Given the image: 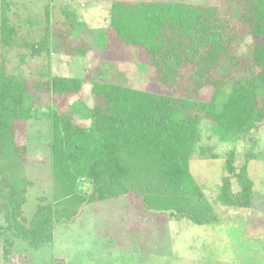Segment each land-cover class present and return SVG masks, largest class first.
Wrapping results in <instances>:
<instances>
[{
	"label": "trees",
	"instance_id": "trees-1",
	"mask_svg": "<svg viewBox=\"0 0 264 264\" xmlns=\"http://www.w3.org/2000/svg\"><path fill=\"white\" fill-rule=\"evenodd\" d=\"M0 1V260L3 253L8 262L16 241L39 249L53 241L56 225L74 222L84 206L124 195L173 220L218 224L220 218L190 172V161L217 156L206 145L198 147L204 118L222 141L245 138L264 122V0H221L224 8L113 1L109 29L114 38L140 52L154 68V80L169 93L54 75L51 49L83 54V43L71 39L76 16L63 12L69 32L53 45L47 8L45 32L32 41L23 38L21 26L11 18L14 1ZM247 36L251 43L241 55ZM22 47L29 54L20 55L21 64L28 55L49 59L38 75L8 70L10 51ZM88 82L94 103L81 104L79 113L87 124L67 108ZM208 88L214 90L211 100L203 96ZM31 120L50 123L53 199L39 197L28 218L23 206L34 183L17 122ZM253 156L247 152L237 166L235 149L228 154L218 202L253 205L254 182L248 175ZM83 179L90 182L89 193L81 190Z\"/></svg>",
	"mask_w": 264,
	"mask_h": 264
},
{
	"label": "rangeland",
	"instance_id": "rangeland-1",
	"mask_svg": "<svg viewBox=\"0 0 264 264\" xmlns=\"http://www.w3.org/2000/svg\"><path fill=\"white\" fill-rule=\"evenodd\" d=\"M12 1L15 13H11V18L21 26L23 38L32 41H38L45 32L47 8L53 45L62 42L63 34L69 32L65 28L63 11L77 15V21H74L77 30L71 32L75 34L71 39L83 43V54L74 56L51 49L50 67L54 75L88 76L90 81L105 80L136 89L169 93L154 80V68L146 63L143 55L124 48L114 38L108 28V6L113 0ZM121 1H182L224 8L221 0ZM80 21L84 25L81 29ZM79 31L80 35L77 34ZM249 43L251 39L247 36L239 50L241 55L247 54ZM26 53L29 54L24 47L10 51L8 70L22 71L30 77L48 66L49 59L45 55H28L21 64L20 55ZM90 89L88 82L82 94L72 97L67 108L77 121L87 124L88 120L79 119V113L81 104L92 106L94 103ZM176 94L183 95L180 91ZM213 95V88H208L203 96L211 100ZM200 129L198 147L206 145L217 156L192 159L190 172L220 218L218 224L199 225L188 219L173 220L165 214L146 211L139 199L124 195L84 206L74 222L56 225L53 241L39 249L16 241L8 262L2 253L0 264H264V122L257 131L237 141H222L221 134L205 118ZM17 130L19 141L28 145V177L34 183L28 189L23 206L25 216L30 218L39 197L43 196L47 201L53 199L51 129L48 121L31 120L18 121ZM233 149L237 166L244 162L247 152L254 154L248 163V175L254 182V203L249 208L218 202L222 176L227 174L225 160ZM232 182L233 191H238L234 178ZM79 185L84 193L90 192L88 180H80Z\"/></svg>",
	"mask_w": 264,
	"mask_h": 264
},
{
	"label": "crops",
	"instance_id": "crops-1",
	"mask_svg": "<svg viewBox=\"0 0 264 264\" xmlns=\"http://www.w3.org/2000/svg\"><path fill=\"white\" fill-rule=\"evenodd\" d=\"M113 1H115V0H113ZM113 1H111L110 3H109V6H108V8H109V12H110V8H111V5H112V2ZM53 2V1H52ZM81 6H83V4H81ZM64 11H66V10H64ZM63 11V12H64ZM68 12H71V13H73L75 16H76V18H75V21H77V15L74 13V12H72V11H68ZM63 14V13H62ZM109 17H110V14H109ZM107 20H105V22H106ZM81 26H80V29L82 28V27H84V25L82 26V24H83V22H81L80 21V23H79ZM108 28H109V24H108ZM77 29H76V26H75V28H74V30H73V32H75ZM77 34L78 35H80V31L79 32H77ZM73 35H75L74 33H73ZM72 35V36H73ZM74 40V39H73ZM75 41V40H74ZM75 42H77V44H80V42L79 41H75Z\"/></svg>",
	"mask_w": 264,
	"mask_h": 264
},
{
	"label": "built area",
	"instance_id": "built-area-1",
	"mask_svg": "<svg viewBox=\"0 0 264 264\" xmlns=\"http://www.w3.org/2000/svg\"><path fill=\"white\" fill-rule=\"evenodd\" d=\"M61 58L64 59V58H65V55H61ZM63 65H64V66H67V63L64 62Z\"/></svg>",
	"mask_w": 264,
	"mask_h": 264
}]
</instances>
